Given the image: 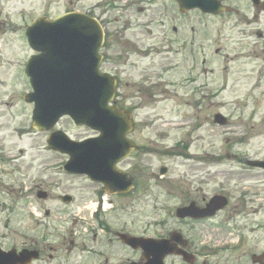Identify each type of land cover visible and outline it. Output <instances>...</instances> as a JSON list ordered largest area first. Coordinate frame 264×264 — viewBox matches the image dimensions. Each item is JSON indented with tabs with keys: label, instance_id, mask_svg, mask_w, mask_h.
<instances>
[{
	"label": "rangeland",
	"instance_id": "1",
	"mask_svg": "<svg viewBox=\"0 0 264 264\" xmlns=\"http://www.w3.org/2000/svg\"><path fill=\"white\" fill-rule=\"evenodd\" d=\"M103 1L19 0L18 6L6 7V11L11 14L10 18L13 22L17 23L18 26L22 24V28H18L12 33H0V40L4 41L6 45L3 49L5 59L2 60V65L0 66V99L8 101L0 105V140L8 149L10 148V153L16 157L18 147L14 142H18L19 148L25 150L22 154L25 159L18 160L19 163L17 164L20 165L21 163L29 173V168L31 167H34V173L40 170L41 178L46 177V174H49L48 178L53 176V173L50 174L47 171L57 170L54 167L60 161V157L48 154L44 150V135H38V137L30 135V138H19L17 136L11 138V130L14 126V123L11 125L12 121L15 122L21 119L20 122H17L19 125H23L25 122L29 125V119L27 120L28 123L24 120L26 115L29 116L30 114L29 106L25 105L23 101H19L16 97H8L11 88L18 89L21 87L16 83L14 85L9 84L10 79L12 83V72L16 74L20 72L21 65H17V63H26L29 59L28 55L33 54L31 50H26L25 29L34 18L37 19L40 15L57 16L69 6H72L73 9L85 10L97 5L100 9H103ZM225 1L234 4L240 10L246 6V2H242V0ZM129 15L132 19L137 16L134 11ZM137 17L142 18V16ZM193 21L200 26H197V28L201 30V34L202 31L204 32L202 37L205 38L204 41L202 40L204 43L198 45L200 48H196L194 51L197 59H193L194 65L198 64L195 67V70L197 69L196 73L192 72V64L187 61L182 63L177 70L165 74V70L168 69L165 65L169 63V61L163 59L165 50L150 51L151 55L147 59H143L140 54H134L132 60L124 65L126 71L122 73V76L125 82H131L132 79L139 81L142 71L145 68H149L153 76V84L159 82L166 84L174 82L175 84L174 86H167V89L171 91L170 96L168 95L159 103L155 102L160 100L157 98L152 99V103L145 99L148 103L147 109L139 110L135 114L136 121L139 124L136 127L133 138L140 143L142 148L130 160L126 161L127 163L123 167L131 171V175L139 183V186H137L135 194L125 199L108 197V199L114 201V208H108L110 209L109 212L103 215L108 219V222H114L116 228L120 227V231L126 230L137 236L143 235L155 238L164 235L165 231L161 227L160 221L166 218L167 210L174 209L179 203L196 200L197 196L201 199L205 197L203 192L209 196L220 194L221 191L218 189L219 180L227 181L228 186L235 192L237 197L240 196L239 193L245 188L252 190L251 194L259 193L258 197L253 198L256 201L249 206L247 212L249 213V218H252L253 213L256 214V218L259 221L264 218V175L262 173L246 174L239 171L242 155L264 157V78L262 91L257 88V83L260 79L257 63L261 60H257L254 57L257 53H261L264 56V42L257 35H250L247 32L259 27L257 25H247L245 23L247 19L242 14L237 16L221 15L212 18H202V20L198 17ZM123 24L122 20L118 18L114 24V29L118 30ZM260 28H264V20H261ZM130 33L135 38V30ZM245 42L248 44H245ZM253 42H256V44H252ZM207 45L210 46L207 47ZM18 47H22L23 50L17 58V52L20 49ZM184 53L187 55L186 52ZM177 57L171 60L172 63ZM203 60L208 65L205 62L203 63ZM111 67L112 65L107 67V69L112 72ZM115 68L117 67L113 69ZM209 68L213 69V72L204 75L203 70H208ZM197 73L198 78L195 83L186 81L187 79L195 78ZM195 87L199 88L198 96H188L187 92ZM213 89L216 91L215 107L209 109L210 99L207 98V94L211 93ZM124 90L127 97H129L132 90L127 88H124ZM130 97H133L134 101L132 103H138L139 99L135 98L136 94ZM219 112L227 117L229 116L230 124L228 126L220 127L213 124L212 116ZM8 116L12 117V119L10 120ZM149 118L153 120L152 123L148 121ZM141 121L145 122V124L142 125ZM182 124L187 125V127L176 129L181 128ZM62 125L74 138L94 135L88 129L76 128L67 119L63 120ZM243 134L247 135V139L243 143L235 140ZM17 139L22 142L20 143ZM231 139H234V141ZM178 143L187 145L186 149L188 150L180 154L183 151L176 148ZM189 153L197 158L210 155L214 162H222L220 164L216 163L221 166H212L210 170H204L214 180L209 187L203 189V192L200 191L197 194L194 193L195 185L192 190L183 192L178 179H180V171L190 169L193 173V181L199 180L203 174V168L198 167L199 164L192 163L186 159L180 160L178 164V161L175 162V158L172 157L174 155L187 157L186 154ZM234 155L238 156L234 157ZM163 165L170 167L167 180L166 178L161 179L160 176L157 177L158 169ZM3 169L6 172L0 173V179H3L5 181L3 183L8 185L7 183L12 182V179L9 178L16 174L11 167L4 166ZM20 181L21 184L24 181L27 182V187L24 190V194L19 195L20 202L15 213L9 212L5 204L9 203L7 198H0V244H4L6 247L18 241V239L8 233L5 226L7 218L12 220L11 225L13 227H23L25 230L37 227V221L41 224L40 213L43 207L34 203L33 194L27 191L28 187H32V190H34L38 185V181L35 178L31 180L24 178L20 179ZM69 185L76 190L82 201L94 198L92 197V193H94L92 189H89L88 192L85 191L88 189L85 181L74 179ZM170 188L177 192V196L180 199L166 196L165 192ZM30 195L31 198H28ZM108 201L107 207L110 206ZM234 203L230 209L225 208L216 221L226 219L231 209L235 206ZM76 206H79L77 207L79 209L66 207L62 211L57 210V215L61 216L65 213L66 215L77 214L80 210L81 215L89 219L87 212H84V208L80 207L81 202ZM93 209L91 207V211ZM54 221L58 222L60 220ZM175 222L174 219L170 220V224ZM68 223L71 224L69 221ZM90 224L92 227L95 225L93 222ZM63 227L67 230L70 226L63 225L62 229ZM62 229L59 230L62 231ZM38 230L40 233L43 231L42 225H40ZM99 233L102 237H108L102 231ZM52 236H55V233ZM214 237H216V234H214ZM84 240L86 241V239ZM207 240L211 241L213 238L208 236ZM221 242L224 243L225 241L216 243ZM104 243L106 245L107 241L105 240ZM105 250L108 251L106 257L110 259L109 264H130L129 262L131 261L139 264L140 254H134L126 250L121 244H114L112 249L105 248ZM226 256L227 254H220L219 258L210 257L205 260H207V264H216L217 262L218 264H237V261H233L231 257L226 260ZM69 261L68 264H80L81 258L75 256L70 258ZM94 261L99 262L100 259H94ZM168 263L184 264L175 258H170ZM53 264L56 263L54 262ZM85 264H90V262Z\"/></svg>",
	"mask_w": 264,
	"mask_h": 264
},
{
	"label": "water",
	"instance_id": "2",
	"mask_svg": "<svg viewBox=\"0 0 264 264\" xmlns=\"http://www.w3.org/2000/svg\"><path fill=\"white\" fill-rule=\"evenodd\" d=\"M179 3L183 10L188 8L186 0H179ZM190 6L214 14L224 10L210 0H199ZM27 37L34 49L44 53L39 57L41 63L51 59L56 65V72H47L37 81L38 77L33 73V62L31 63L29 75L38 92L29 99L36 104L33 127L38 131L49 130L57 118L70 115L77 124H86L100 131L102 139L116 138L113 141L116 149V143L123 140L131 130V125L117 110L108 107L112 98V86L106 76L98 73L97 52L102 39L95 23L81 15L61 16L51 21L38 19L27 30ZM57 141L56 143L61 144ZM92 143L99 145L98 142ZM105 147L111 148V143L107 142ZM52 148L68 153L65 146L58 147L54 144ZM73 154L82 155L83 151L78 150ZM126 154H129L128 150ZM103 155L111 157L109 163L112 162L110 152H103ZM117 155L121 158L125 153L117 151Z\"/></svg>",
	"mask_w": 264,
	"mask_h": 264
},
{
	"label": "flooded vegetation",
	"instance_id": "3",
	"mask_svg": "<svg viewBox=\"0 0 264 264\" xmlns=\"http://www.w3.org/2000/svg\"><path fill=\"white\" fill-rule=\"evenodd\" d=\"M18 1L15 0H0V33L13 32L16 30L17 26L10 20L9 11H6L7 6H18ZM246 6L241 10V14L247 19V25H258L259 20L264 18V0H244ZM113 3L112 0H104L102 5L103 9H98V15L105 22L106 28H109V31L113 34V41L109 43V48L113 50V54L116 58V63L120 65H125L129 63V58L134 53L139 51L142 58L145 59L150 55L149 51H164V60L169 61L167 65L173 63L182 64L190 61L194 65V60L196 59L194 51L198 49L199 41H197V33L193 25L188 23V17L193 18L197 11H191L187 14L181 13L178 10V6L175 4V0H121L118 10H124L129 14V11H134L137 16L134 19L130 18L129 20L123 19L124 23L119 30H114V24L118 19H114L113 22L105 19L106 15L109 14L107 6ZM172 3V6H170ZM115 7L113 8V10ZM105 11V12H104ZM199 13V12H198ZM231 15H239L237 10L230 11ZM200 15V14H199ZM187 20V22H186ZM135 30V38L131 36V31ZM250 35L256 34L259 38H263L264 34L260 32V28L251 29L247 31ZM135 39L136 44L126 42L124 37ZM187 55H185V53ZM178 56V57H177ZM180 56V61L176 60ZM176 60L172 63V59ZM198 64H196L197 66ZM193 72L195 66L192 67ZM121 69H117L115 74L121 76ZM197 81L196 78H193V83ZM143 84L136 85V91L134 94H137L140 97H143L146 91H152L153 84L145 86L147 81H143ZM128 83L125 84V87H128ZM158 88L159 86H155ZM195 92L198 93L197 87H195ZM127 96L123 92L119 91V102L120 104ZM136 109V104H132L130 111ZM51 177H49L48 182L51 183ZM54 187L55 186H50ZM40 190L37 191V194ZM43 193L39 196H45L47 200L50 198V193L47 190L42 191ZM199 238V236H198ZM59 239V238H58ZM93 242H97V236L93 237ZM29 242L22 241L21 243L15 244L12 248L16 249L19 253L20 251L26 249H33L35 246V251L38 253L39 257L36 263L39 264L46 263L49 259L53 258L51 252H55L58 256L56 258L64 259V255L69 253L74 246L72 241L69 243L64 236L59 239V243L55 244L49 239L44 240L41 244L40 242ZM29 244V245H28ZM69 246V247H68ZM188 251H191V248L187 247ZM242 250H235L229 252V256L234 260H240L238 264H264V250H257L256 252L250 251L246 252ZM243 251V255H240ZM50 252V254H48ZM55 258V257H54ZM53 258V259H54ZM107 262V261H106Z\"/></svg>",
	"mask_w": 264,
	"mask_h": 264
}]
</instances>
